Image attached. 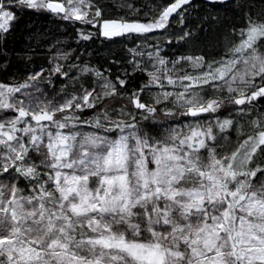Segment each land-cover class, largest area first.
<instances>
[{"label": "snow or ice", "instance_id": "1", "mask_svg": "<svg viewBox=\"0 0 264 264\" xmlns=\"http://www.w3.org/2000/svg\"><path fill=\"white\" fill-rule=\"evenodd\" d=\"M190 2L173 0L147 22L104 20L102 34L164 30L174 14L183 21L180 10ZM92 7L91 0H0V33L10 31L13 8L96 26L101 9L89 18L85 9ZM245 16V26L234 29L238 42L220 60L180 57L169 67L157 57L149 82L128 98L137 111L121 109L112 119L105 110L90 123L105 134L71 129L88 123L77 112L122 95L117 89L124 80L105 79L102 92L85 90L55 103L24 92L39 91L35 82L43 70L23 83L0 82V111L13 113L0 117V177L8 174L0 181V264H264V181L258 179L264 176V118L251 121L250 133L239 130L245 138L220 154L215 129L224 133L234 121L215 116L224 98L200 91L226 93L235 106L264 98V19ZM181 60L202 71L178 76ZM54 71L60 73V66ZM165 81L182 90L165 91ZM152 86L161 89L154 104L171 100L181 115L213 114L214 123L194 119L184 129L169 128L163 138L149 135L137 117L157 113L140 96ZM30 153L42 157L39 163ZM20 178L25 187L18 186Z\"/></svg>", "mask_w": 264, "mask_h": 264}, {"label": "trees", "instance_id": "2", "mask_svg": "<svg viewBox=\"0 0 264 264\" xmlns=\"http://www.w3.org/2000/svg\"><path fill=\"white\" fill-rule=\"evenodd\" d=\"M54 1V0H53ZM173 0H91L93 9H101V16L97 21L123 20L147 22L156 16L161 7ZM131 6V7H129ZM16 13L15 20L10 22V31L0 33V82L14 85L25 82L34 73L43 70V76L36 81L39 91L27 89L42 101L61 102L73 96H82L85 90L102 92L104 80L118 84V78L126 82L123 88L118 87V97H109L99 103L96 108L77 112L82 123L78 127L90 131H102L90 127V123L97 117H102L106 110L112 119L121 116V109L137 111L129 103L128 98L133 92H138L143 85L149 82V72L153 71L156 58H163L172 62L180 57L203 56L206 61L220 60L228 54V49L239 37L234 29L245 26V13H251L254 18L264 19V0H230L225 3L212 0H191L183 7V21L179 14L170 18L167 28L145 35L125 34L111 39H102L99 32V23H81L75 20H66L62 16L50 13L47 10L11 9ZM190 32L185 39L180 37ZM88 39H83V36ZM59 65L61 72L54 68ZM177 75L185 72L195 73L202 69H193L187 62L177 64ZM102 73L104 79L96 73ZM66 73V75H62ZM165 91H181L173 89L164 82ZM30 90V91H29ZM206 98L213 96L224 98V107L218 111L221 120L228 118L234 121L233 128L224 133L215 129L220 141L223 137L229 138L233 146H238V140L245 136L246 127H251V121L264 118V98H260L253 105L235 106L226 99V93L214 91L208 87L200 90ZM161 89L152 86L140 92L142 102L153 103V97ZM22 98V97H21ZM155 116L149 115L145 120L142 116L137 119L140 127L149 135L163 138L172 126L179 125L190 117L181 115L163 116L158 112ZM247 107V113H235L233 109ZM63 114H58V117ZM118 118V119H119ZM124 119H130L126 114ZM174 121V122H173ZM176 128V127H175ZM5 174L0 177L4 181ZM258 179L264 181V176L258 174ZM6 182L10 183L9 178ZM18 186H22L21 178Z\"/></svg>", "mask_w": 264, "mask_h": 264}, {"label": "rangeland", "instance_id": "3", "mask_svg": "<svg viewBox=\"0 0 264 264\" xmlns=\"http://www.w3.org/2000/svg\"><path fill=\"white\" fill-rule=\"evenodd\" d=\"M51 1H53V0H51ZM54 2H64V0H54ZM85 10H87L89 12V18H91V16L94 13V9L91 8V9H85ZM183 62H185V63L187 62L188 64H190L186 60H183ZM24 92L25 93H28L27 92V89L24 90ZM17 96H20V94H17ZM152 104H154V100H153V103ZM154 106H157L158 107V112L161 115H163V116H166V115L161 110L162 109H165V108L171 109L175 113L174 115L169 116V117L177 116V115H179L182 112V109L178 105H174L171 102V100L164 101V102H162L160 104H154ZM235 113H238V111H236L235 109H233V112H232L231 115H233ZM5 115L11 116V115H13V113H7V114H5L4 112L0 111V117H3ZM217 115H218V112L215 114V116H217ZM114 117L116 119H118L119 118V115H115ZM194 119L201 120V121L207 120L208 122H213L214 123V119L215 118H214L213 114H206V115H202V116L197 117V118L190 117V119L183 120L181 124H179L177 126L175 125L174 127H176L177 129H184L185 125L188 124L189 122L193 121ZM177 120H178V116L174 118V121H177ZM71 130L72 131H80V132H83V133L97 132V131H90L88 129H84V128H81V127H77L76 129H71ZM246 130H247L246 133H250L252 131V128L248 126V127H246ZM65 131L67 132V131H69V129H65ZM98 133L105 134L102 131H99ZM111 135L114 136L115 133H112ZM216 143L219 145V147L217 148V151L220 154L230 153L231 151L235 150V148H236V146H233V144L231 143V141L229 140V138L224 139L223 141H220V139L218 138L217 141H216ZM204 154L206 155V152ZM29 155L31 157V160L34 161V162H36V163H39V161L42 159V157L39 154H37V153H30ZM21 180L23 181V184L20 187H25L26 181H24L22 178H21Z\"/></svg>", "mask_w": 264, "mask_h": 264}, {"label": "water", "instance_id": "4", "mask_svg": "<svg viewBox=\"0 0 264 264\" xmlns=\"http://www.w3.org/2000/svg\"><path fill=\"white\" fill-rule=\"evenodd\" d=\"M228 1H230V0H225V2H228ZM51 2H54V1H51ZM224 2V3H225ZM186 6V5H185ZM184 6V7H185ZM183 9V8H182ZM181 9V10H182ZM180 10V11H181ZM51 13V12H50ZM57 15V14H56ZM175 15H177V14H174L173 15V17L175 16ZM60 16H62V14H60ZM172 18V17H171ZM104 21V20H103ZM99 32H100V37L102 38V39H111V38H114V37H111V38H108V37H105V36H103V34H102V32H103V28H102V21H101V23H99ZM116 37V36H115Z\"/></svg>", "mask_w": 264, "mask_h": 264}]
</instances>
